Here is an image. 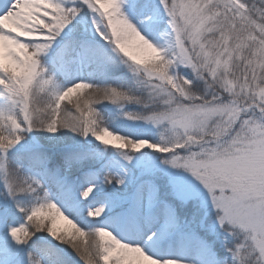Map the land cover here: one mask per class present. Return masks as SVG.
Instances as JSON below:
<instances>
[{"label": "snow or ice", "instance_id": "1", "mask_svg": "<svg viewBox=\"0 0 264 264\" xmlns=\"http://www.w3.org/2000/svg\"><path fill=\"white\" fill-rule=\"evenodd\" d=\"M0 264H264V0H0Z\"/></svg>", "mask_w": 264, "mask_h": 264}, {"label": "rangeland", "instance_id": "2", "mask_svg": "<svg viewBox=\"0 0 264 264\" xmlns=\"http://www.w3.org/2000/svg\"><path fill=\"white\" fill-rule=\"evenodd\" d=\"M61 223H63V221H61Z\"/></svg>", "mask_w": 264, "mask_h": 264}]
</instances>
